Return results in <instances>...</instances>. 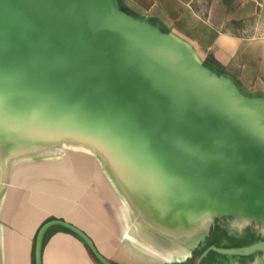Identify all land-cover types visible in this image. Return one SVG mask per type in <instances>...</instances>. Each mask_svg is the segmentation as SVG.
<instances>
[{
  "label": "crops",
  "instance_id": "1",
  "mask_svg": "<svg viewBox=\"0 0 264 264\" xmlns=\"http://www.w3.org/2000/svg\"><path fill=\"white\" fill-rule=\"evenodd\" d=\"M217 6L208 19H216L215 12L223 19L172 34L151 24L181 59L226 80L242 98L264 101V40L236 33L228 21L238 16ZM49 10L44 0H0V264H35L37 234L55 219L84 232L114 264H196L211 245L264 241L224 245L212 235L231 205L195 160L190 142L166 143L171 133L183 134L174 107L155 86L134 82L136 71L123 56L99 53L89 38L49 24ZM209 55L221 71L206 64ZM186 92L194 110L228 121L248 149L264 146L222 107ZM196 134L205 137L202 129ZM210 136L215 144L202 146L205 151L219 150V141L235 147L233 137L229 143ZM242 255L215 251L200 264H258L264 247ZM42 264L102 263L77 232L53 224Z\"/></svg>",
  "mask_w": 264,
  "mask_h": 264
},
{
  "label": "water",
  "instance_id": "2",
  "mask_svg": "<svg viewBox=\"0 0 264 264\" xmlns=\"http://www.w3.org/2000/svg\"><path fill=\"white\" fill-rule=\"evenodd\" d=\"M44 2L49 5V16H52V21L49 24H54V26L62 29L65 28L78 37L89 38L91 43L96 44V51L99 53L106 51L110 53V57L112 55L123 56L136 71L137 75L134 82L138 80L145 85H153L160 91L167 105L170 108L174 107V116L180 122L183 131V134L180 133L179 136H173L174 134L171 133L166 139V143H173L178 139L180 143L187 144L190 142L194 148L195 160L206 170L210 182L217 190L218 188L212 178L213 171L210 169L211 172L208 168L206 154L210 151H234L235 155V151L249 150L248 152H253L256 149H248L249 146L244 145L247 141L245 138L238 136L234 139V135L242 134H238L235 127L232 128L228 121L224 123L222 118H219L212 110L204 111L197 108L194 110V105L188 103V100L192 99L186 94V91L191 90L199 93L217 106L222 107L264 143V101L242 98L226 80L210 76L209 72L200 67L198 63L193 64L181 59L172 52L173 48H171L172 50L165 48L163 44L166 41L167 45L169 43L167 36L161 31L157 32L151 23L137 19L127 12L125 22L115 18L113 12L105 4L107 0H44ZM132 52L137 53L169 76L163 77L157 71L155 72L141 64L138 65V62L131 55ZM199 129H202L205 137L201 135L199 137V134H196V130L199 131ZM210 133L215 134L216 138L225 137L229 143L232 142L231 137H233L235 147L231 148V145L219 141L221 143L219 150L213 148H210L209 151L203 150L202 146L212 147L215 144L213 143L214 140L210 139ZM167 147L169 146H163L161 151H168ZM180 149L183 150L185 147H180ZM257 151H264V146L259 144ZM248 169L251 168L248 166ZM53 224H62L73 229L86 241L93 254L102 264H114L96 249L92 240L84 232L59 219L50 220L40 228L35 242V264H42L44 236L46 230ZM263 247L264 241L232 248L211 245L199 256L196 264H200L201 260L211 250L244 254Z\"/></svg>",
  "mask_w": 264,
  "mask_h": 264
},
{
  "label": "rangeland",
  "instance_id": "3",
  "mask_svg": "<svg viewBox=\"0 0 264 264\" xmlns=\"http://www.w3.org/2000/svg\"><path fill=\"white\" fill-rule=\"evenodd\" d=\"M105 4L115 18L125 22L129 13L144 22L160 24L171 34L193 22L210 23L212 5L221 6L217 8L223 11L225 5L238 16L228 21V26L243 36L264 40V0H107ZM215 13L214 20L223 19L221 13ZM248 151H235V155L234 151H210L205 156L215 186L232 204L226 217L212 227V235L224 245L264 236V151ZM259 258L258 264H264V255Z\"/></svg>",
  "mask_w": 264,
  "mask_h": 264
},
{
  "label": "trees",
  "instance_id": "4",
  "mask_svg": "<svg viewBox=\"0 0 264 264\" xmlns=\"http://www.w3.org/2000/svg\"><path fill=\"white\" fill-rule=\"evenodd\" d=\"M205 62H206V64H208V65H210L211 67H213V68H215V69H217L218 71H221L222 70V66H221V64L212 56V55H209L206 59H205ZM264 239V237L263 236H261V237H259L258 238V240H263ZM254 242V241H253ZM262 250V248H260V249H258L257 251L258 252H260ZM257 251H253V252H251V253H248V255H246V254H243L242 256H251V254H253L254 252H257ZM215 251H211L209 254H208V256L210 255V254H212V253H214ZM208 256H206V257H208Z\"/></svg>",
  "mask_w": 264,
  "mask_h": 264
},
{
  "label": "flooded vegetation",
  "instance_id": "5",
  "mask_svg": "<svg viewBox=\"0 0 264 264\" xmlns=\"http://www.w3.org/2000/svg\"><path fill=\"white\" fill-rule=\"evenodd\" d=\"M264 237V236H263ZM248 263V262H247Z\"/></svg>",
  "mask_w": 264,
  "mask_h": 264
}]
</instances>
